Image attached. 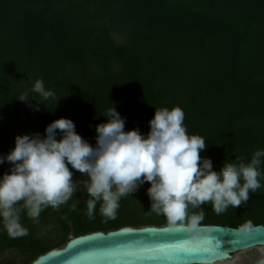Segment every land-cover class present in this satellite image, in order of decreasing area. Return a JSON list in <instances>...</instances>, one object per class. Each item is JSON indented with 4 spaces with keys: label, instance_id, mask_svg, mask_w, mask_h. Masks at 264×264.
<instances>
[{
    "label": "trees",
    "instance_id": "16d2710c",
    "mask_svg": "<svg viewBox=\"0 0 264 264\" xmlns=\"http://www.w3.org/2000/svg\"><path fill=\"white\" fill-rule=\"evenodd\" d=\"M38 79L55 98L34 111V99H19H39L31 92ZM112 107L126 118L125 131L143 134L156 109L180 107L188 134L206 140L200 155L215 171L236 158L250 162L264 149V0H0V155L17 135H43L62 117L94 146L95 126ZM9 168L0 165V176ZM73 171L74 180L86 179ZM149 187L122 198L117 218L106 223L99 205L87 217L82 191L59 211L45 209L39 223L22 214L29 235L0 231V264H31L63 247L70 233L167 225L149 212ZM249 195L221 215L203 205L202 225L264 224V186ZM72 204L77 211H69Z\"/></svg>",
    "mask_w": 264,
    "mask_h": 264
},
{
    "label": "clouds",
    "instance_id": "9594fccd",
    "mask_svg": "<svg viewBox=\"0 0 264 264\" xmlns=\"http://www.w3.org/2000/svg\"><path fill=\"white\" fill-rule=\"evenodd\" d=\"M31 92L39 99L25 93L19 100L34 99L37 103L29 105L34 111L40 110L43 101L55 98L42 79L35 81ZM103 116L107 122L95 126L94 146L77 133L71 119L63 117L47 125L43 135L15 137L14 148L0 155V165H10L0 176V231L11 239L29 235L21 223L22 214L39 223L45 209L59 211L77 191L88 197L84 201L87 217L94 219L99 205L106 223L117 218L122 198L148 183L149 212L166 217L171 228L187 234L190 243L211 242L214 229L202 225L203 205L210 204L221 215L229 207L246 205L249 194L264 186L260 182L264 149L255 150L250 162L236 158L215 171L213 161L200 155L207 148L206 140L188 134L180 107L156 109L147 134L138 127L125 131L126 118L115 107ZM73 170L86 179L74 180ZM69 211H77V204ZM252 227L248 221L239 231L247 233Z\"/></svg>",
    "mask_w": 264,
    "mask_h": 264
},
{
    "label": "water",
    "instance_id": "95a60500",
    "mask_svg": "<svg viewBox=\"0 0 264 264\" xmlns=\"http://www.w3.org/2000/svg\"><path fill=\"white\" fill-rule=\"evenodd\" d=\"M212 227L211 242L190 243L187 234L165 226H125L74 236L61 248L39 255L31 264H216L255 247H264V224L243 233L241 227Z\"/></svg>",
    "mask_w": 264,
    "mask_h": 264
},
{
    "label": "rangeland",
    "instance_id": "374dc122",
    "mask_svg": "<svg viewBox=\"0 0 264 264\" xmlns=\"http://www.w3.org/2000/svg\"><path fill=\"white\" fill-rule=\"evenodd\" d=\"M5 258L10 257V252L5 253ZM3 258L0 257V261ZM251 259H256L257 264L259 261L264 260V247H255L249 250L236 253L229 261H223L216 264H246ZM4 262V260H3Z\"/></svg>",
    "mask_w": 264,
    "mask_h": 264
},
{
    "label": "flooded vegetation",
    "instance_id": "af4514ba",
    "mask_svg": "<svg viewBox=\"0 0 264 264\" xmlns=\"http://www.w3.org/2000/svg\"><path fill=\"white\" fill-rule=\"evenodd\" d=\"M246 264H257V261H256V259H251Z\"/></svg>",
    "mask_w": 264,
    "mask_h": 264
}]
</instances>
